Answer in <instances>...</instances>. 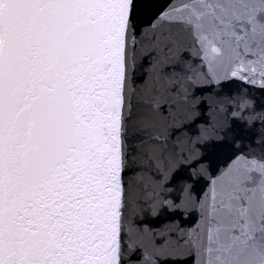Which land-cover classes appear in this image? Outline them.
<instances>
[{"label": "snow or ice", "instance_id": "snow-or-ice-1", "mask_svg": "<svg viewBox=\"0 0 264 264\" xmlns=\"http://www.w3.org/2000/svg\"><path fill=\"white\" fill-rule=\"evenodd\" d=\"M0 264H264V0H0Z\"/></svg>", "mask_w": 264, "mask_h": 264}]
</instances>
